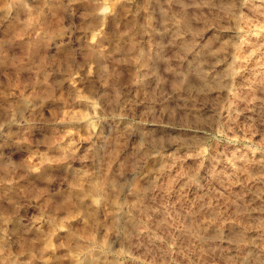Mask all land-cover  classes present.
Returning a JSON list of instances; mask_svg holds the SVG:
<instances>
[{"label":"rangeland","instance_id":"1","mask_svg":"<svg viewBox=\"0 0 264 264\" xmlns=\"http://www.w3.org/2000/svg\"><path fill=\"white\" fill-rule=\"evenodd\" d=\"M0 264H264V0H0Z\"/></svg>","mask_w":264,"mask_h":264}]
</instances>
